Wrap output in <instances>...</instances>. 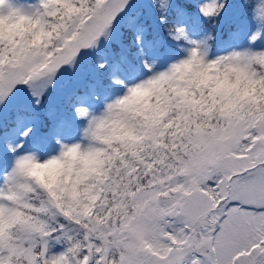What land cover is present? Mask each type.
Wrapping results in <instances>:
<instances>
[{
  "label": "snow or ice",
  "instance_id": "obj_1",
  "mask_svg": "<svg viewBox=\"0 0 264 264\" xmlns=\"http://www.w3.org/2000/svg\"><path fill=\"white\" fill-rule=\"evenodd\" d=\"M0 264H264V0H0Z\"/></svg>",
  "mask_w": 264,
  "mask_h": 264
}]
</instances>
